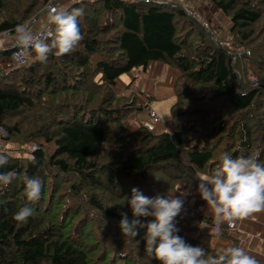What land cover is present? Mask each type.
<instances>
[{
    "label": "trees",
    "instance_id": "16d2710c",
    "mask_svg": "<svg viewBox=\"0 0 264 264\" xmlns=\"http://www.w3.org/2000/svg\"><path fill=\"white\" fill-rule=\"evenodd\" d=\"M52 1L0 0V35L15 34ZM196 1L198 8L193 0L184 5L198 18L208 3L226 19L225 40L177 1L70 0L66 8L83 11V38L72 53L30 58L22 67L0 63V127L7 132L0 173H15L0 183V264H159L146 251L143 229L134 238L119 230L121 213L131 219L124 197L133 187L166 195L214 173L222 153L264 164V0ZM152 62L178 73L172 130L129 131L123 122L140 109L114 84ZM25 176L42 182L34 204L24 195ZM26 205L33 215L15 221ZM180 216L177 235L216 256L210 235L196 229L190 237Z\"/></svg>",
    "mask_w": 264,
    "mask_h": 264
},
{
    "label": "clouds",
    "instance_id": "9594fccd",
    "mask_svg": "<svg viewBox=\"0 0 264 264\" xmlns=\"http://www.w3.org/2000/svg\"><path fill=\"white\" fill-rule=\"evenodd\" d=\"M83 11L53 6L48 10L47 20L54 31L36 35L29 25L15 29L13 46L18 49L13 60L25 64L28 58L46 62L49 55L59 58L70 54L82 40L79 18ZM3 42H0L2 48ZM3 132V129H0ZM4 135H7L5 132ZM7 164V157L0 155V167ZM15 173H0V183H11ZM197 186L200 198L210 206L214 217L213 232L221 233V225L231 226L235 221L264 212V164L254 157L232 158L222 153L214 173L205 175ZM42 182L38 177H24V195L31 204L40 199ZM181 195H186L181 193ZM131 211L121 213L120 232L136 237L145 231L146 251L159 264H259V261L242 247H228L216 256L207 257L205 249L192 246L177 235L176 217L181 214L184 201L172 194L145 196L138 188L131 189L130 198L124 197ZM34 213L29 206L22 207L13 217L24 223ZM146 221V222H145Z\"/></svg>",
    "mask_w": 264,
    "mask_h": 264
},
{
    "label": "crops",
    "instance_id": "0c3cea01",
    "mask_svg": "<svg viewBox=\"0 0 264 264\" xmlns=\"http://www.w3.org/2000/svg\"><path fill=\"white\" fill-rule=\"evenodd\" d=\"M179 5L184 7L185 0L181 3L176 0ZM70 0H55L54 6H60L63 4L65 7ZM193 4L198 8V1L193 0ZM189 5V4H187ZM200 10V17L205 19L210 25L214 18H217L220 25L227 27V21L224 17L217 15L215 7L204 3ZM44 20L40 19L35 23L28 24L30 30L36 34H40L44 31L45 26H42ZM215 23L214 27L218 28L219 24ZM35 27V28H34ZM216 31L214 32V34ZM13 35L6 36L5 34L0 35V42H3L4 50L8 48V45L13 44ZM221 40V39H219ZM4 58L1 59L3 61ZM0 61V63H1ZM133 71H136V75ZM140 71L143 74L142 80H137L140 75ZM126 76V77H123ZM178 76L177 71L172 68L166 67L159 63H150L145 70H132L126 75L120 76L114 84V89L119 92L122 96L129 97L131 94L134 96L135 104L140 109L130 114L123 122L128 127V130L132 131L139 125L147 121V109L150 107L159 118V123L156 125L155 132H170L172 130L171 117L169 113L170 106L174 103L173 83ZM139 81L140 89L134 88V84ZM129 84V86H128ZM133 87V88H131ZM151 100H154L152 102ZM163 106L164 108H159ZM207 173L197 174L190 182L184 183L174 190L169 191L167 194H172L174 198L178 197L184 201L183 212H192L193 221L188 227V235L195 237L197 235L196 229L198 223L201 221L214 222V217L211 212L210 206L200 198L197 186L200 184L202 179ZM185 193L186 195H181ZM166 194V195H167ZM199 218L202 220L199 221ZM204 233H208V230L200 229ZM210 247L218 254L221 250L228 247H242L247 253L254 256L260 264H264V212L252 214L250 217L235 221L231 226L227 223L221 225V236L220 237H209Z\"/></svg>",
    "mask_w": 264,
    "mask_h": 264
},
{
    "label": "built area",
    "instance_id": "2783aa9c",
    "mask_svg": "<svg viewBox=\"0 0 264 264\" xmlns=\"http://www.w3.org/2000/svg\"><path fill=\"white\" fill-rule=\"evenodd\" d=\"M139 1L149 2L152 4H164V5H166V4H175L176 0H139ZM183 10L187 14H189L192 18H194L199 24L205 26L203 19L198 18L197 15L194 13H190L185 6H184ZM5 35L8 36L9 34H5ZM36 35H38V36L39 35H46V33L42 32V33L36 34ZM8 48L13 49V50L11 51L9 58L6 57V58H4L3 61H1L2 67H4V68L22 67V66H27L30 63V58L27 59V63H25V64H21V63L14 61L13 60V54L16 51H18V49L17 48L14 49L13 44L8 45ZM146 115H147V121L143 124V127H145L147 130H149L151 132H155L156 125H157V123H159L158 116L156 115L154 110H152L150 107L147 109ZM0 129H3V128L0 127ZM5 132L6 131L4 129H3V132H0V139H3L7 136V135H4ZM32 149L33 148H31V150ZM192 222H194L193 221V213L189 212V211L183 212L180 216L179 221H178V223L184 228H188ZM198 226H199L198 228H200V229L208 230L210 236H214V237H220L221 236V233L219 235H217L213 232V228L215 226L214 222L201 221L200 223H198Z\"/></svg>",
    "mask_w": 264,
    "mask_h": 264
},
{
    "label": "rangeland",
    "instance_id": "374dc122",
    "mask_svg": "<svg viewBox=\"0 0 264 264\" xmlns=\"http://www.w3.org/2000/svg\"><path fill=\"white\" fill-rule=\"evenodd\" d=\"M181 3L183 2V0H179ZM54 5V0L52 2H50V4L44 8L40 13L39 15L36 17V19H33L29 24H32V23H35L36 21L42 19L44 20V23H42V26H46L48 24V20H47V13H48V10L53 7ZM60 6H62L63 4H59ZM217 15L221 17L220 13L217 11ZM219 21L217 20V18H214L211 22L212 25H214L215 23H218ZM219 24V27L217 28L216 30V33H215V37L218 38V39H222V40H225L228 36H227V33H226V27L223 26V25H220ZM35 28V27H34ZM13 35V34H12ZM134 73V75H136V71H133L132 74ZM126 75V74H125ZM143 74L141 73L140 71V75L139 77L137 78V80H142V77ZM123 77H126V76H123ZM133 88V87H131ZM134 88L139 90L140 89V84H139V81H137L135 84H134ZM152 102H154V100H151ZM158 106V105H157ZM159 107V106H158ZM159 108H164L163 106L160 105Z\"/></svg>",
    "mask_w": 264,
    "mask_h": 264
},
{
    "label": "water",
    "instance_id": "95a60500",
    "mask_svg": "<svg viewBox=\"0 0 264 264\" xmlns=\"http://www.w3.org/2000/svg\"><path fill=\"white\" fill-rule=\"evenodd\" d=\"M181 10L184 11L182 8H181ZM184 12H185V11H184ZM10 50L12 51L13 49H10Z\"/></svg>",
    "mask_w": 264,
    "mask_h": 264
}]
</instances>
